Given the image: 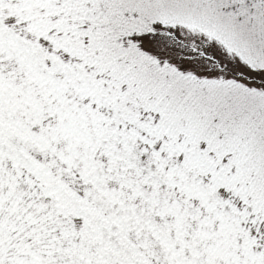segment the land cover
<instances>
[{
  "label": "snow or ice",
  "instance_id": "6c2138e0",
  "mask_svg": "<svg viewBox=\"0 0 264 264\" xmlns=\"http://www.w3.org/2000/svg\"><path fill=\"white\" fill-rule=\"evenodd\" d=\"M0 264H264V0H0Z\"/></svg>",
  "mask_w": 264,
  "mask_h": 264
}]
</instances>
